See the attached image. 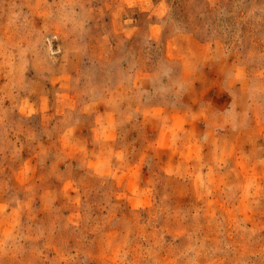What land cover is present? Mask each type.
I'll list each match as a JSON object with an SVG mask.
<instances>
[{
    "label": "rangeland",
    "instance_id": "obj_1",
    "mask_svg": "<svg viewBox=\"0 0 264 264\" xmlns=\"http://www.w3.org/2000/svg\"><path fill=\"white\" fill-rule=\"evenodd\" d=\"M0 264H264V0H0Z\"/></svg>",
    "mask_w": 264,
    "mask_h": 264
}]
</instances>
